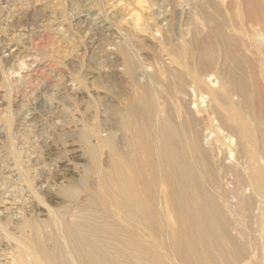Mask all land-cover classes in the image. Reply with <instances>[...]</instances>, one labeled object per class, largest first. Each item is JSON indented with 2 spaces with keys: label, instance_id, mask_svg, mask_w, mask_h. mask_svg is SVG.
<instances>
[{
  "label": "bare ground",
  "instance_id": "obj_1",
  "mask_svg": "<svg viewBox=\"0 0 264 264\" xmlns=\"http://www.w3.org/2000/svg\"><path fill=\"white\" fill-rule=\"evenodd\" d=\"M80 1L75 19L83 24L90 4ZM260 2L205 0L197 7L208 32L193 20L191 41L169 53L175 69L167 68L164 88L152 75L128 103L103 168L86 172L88 194L45 220L10 221L19 233L13 264H245L251 247L262 250L264 139L260 105L252 104L260 95L233 53L245 20L257 14L243 9ZM218 49L225 69L210 57ZM121 53L132 76L127 45ZM257 68L262 78V57ZM6 159L1 149L0 166Z\"/></svg>",
  "mask_w": 264,
  "mask_h": 264
},
{
  "label": "rangeland",
  "instance_id": "obj_2",
  "mask_svg": "<svg viewBox=\"0 0 264 264\" xmlns=\"http://www.w3.org/2000/svg\"><path fill=\"white\" fill-rule=\"evenodd\" d=\"M139 1L88 0L86 22L80 24L75 19L80 0H0V150L7 157L0 166V264H13L19 233L10 221H42L63 203L86 196V172L103 168L115 142L116 121L128 103L141 95L152 75L164 88L167 70L175 69L169 53L191 41L193 20L202 34L208 32L197 9L205 0ZM243 10L246 16L257 14L245 20L233 53L250 89L259 90L260 100L252 104L257 110L260 105L263 141L264 0ZM223 43L228 46L229 41ZM126 45L135 66L132 76L121 53ZM198 52L191 51L194 57ZM225 56L218 49L210 57L225 69ZM261 57L262 78L257 68ZM187 58L182 55L177 62ZM7 118L12 123L5 126ZM18 118L22 124L16 127ZM64 189L73 195H64ZM263 232L262 226V237ZM261 242L262 250L249 249L245 264H264L263 238Z\"/></svg>",
  "mask_w": 264,
  "mask_h": 264
}]
</instances>
